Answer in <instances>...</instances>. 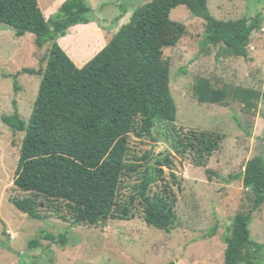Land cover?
Masks as SVG:
<instances>
[{
  "label": "trees",
  "instance_id": "16d2710c",
  "mask_svg": "<svg viewBox=\"0 0 264 264\" xmlns=\"http://www.w3.org/2000/svg\"><path fill=\"white\" fill-rule=\"evenodd\" d=\"M178 6L204 22L203 47L219 46L225 55L248 58L250 39L260 30L262 15L218 20L210 14L206 0L145 1L82 63L72 59L58 39L68 29L91 22L92 10L86 0L64 1L50 19L37 0H0V24L12 28L17 38L32 34L38 49L50 45L41 66L15 74L40 78L29 119L23 120L16 109L1 119L12 132L24 133L12 184L29 196L11 200L18 211L42 220L45 216L38 206L43 200L49 204L58 201L64 203L73 224L95 226L106 219L127 220L133 204L118 202L119 188L125 177L140 173L131 200L141 206L144 222L161 231L173 228L177 195L172 186L177 190L181 186L169 156L145 153L135 158L145 161V166L135 164L128 160V139L130 134L150 136L158 124L176 120L163 50L176 46L185 32L182 23L170 19V12ZM120 9L118 18L127 13L125 7ZM16 83L14 80V88ZM193 95L201 104L227 106L233 101L248 111L264 100V91L216 87L207 78L194 82ZM221 142L217 133L190 130L176 133L171 146L178 156L190 154L198 166H204ZM163 168L168 170L170 182ZM241 180L250 194L251 207L232 218L224 237L223 264L264 263V244L252 240L249 230L253 213L264 205V157L248 160ZM43 239L66 244L62 234H44ZM29 246L36 248L38 241L32 240Z\"/></svg>",
  "mask_w": 264,
  "mask_h": 264
},
{
  "label": "rangeland",
  "instance_id": "374dc122",
  "mask_svg": "<svg viewBox=\"0 0 264 264\" xmlns=\"http://www.w3.org/2000/svg\"><path fill=\"white\" fill-rule=\"evenodd\" d=\"M46 19L53 18L66 0H37ZM147 0H86L92 12L91 22L76 25L59 38V45L82 63L105 45L127 23L132 10ZM207 8L218 20L253 17L263 21L252 34L248 58L228 56L219 46L201 45L204 22L193 17L184 6L170 12V19L185 26L174 47L163 50L169 64L171 95L177 106L176 120L158 124L150 136L128 139V160L145 166L135 158L169 156L181 189L177 195L176 222L170 231L149 227L143 220L138 201L131 200L140 173L125 177L118 192V202H132L127 220L106 219L95 226L71 223L64 203L49 204L40 197L38 211L42 220L29 218L11 203L29 196L13 187L14 170L24 133H14L2 122L14 109L27 121L32 111L40 78L15 74L24 68L37 69L49 44L38 49L34 36L15 37L14 30L0 24V264H223L224 237L232 218L251 207L249 192L241 176L248 160L264 157V100L255 110L230 101L227 106L198 103L193 84L198 78L209 79L216 87L264 91V0H206ZM127 13L121 18L120 7ZM14 80L17 82L14 88ZM190 130L207 131L221 136L220 149L204 166L193 156H178L171 146L172 137ZM141 167L139 171H143ZM170 182L168 170L163 168ZM152 190H157L152 186ZM252 240L264 244V205L255 211L249 223ZM44 234L64 235V246L43 239ZM38 241L36 248L29 243ZM258 264H264L260 262Z\"/></svg>",
  "mask_w": 264,
  "mask_h": 264
}]
</instances>
